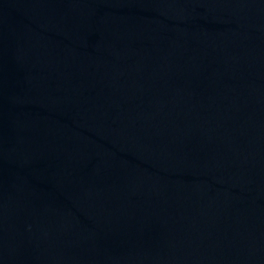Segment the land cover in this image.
<instances>
[{"label":"water","instance_id":"1","mask_svg":"<svg viewBox=\"0 0 264 264\" xmlns=\"http://www.w3.org/2000/svg\"><path fill=\"white\" fill-rule=\"evenodd\" d=\"M0 264H264V0H0Z\"/></svg>","mask_w":264,"mask_h":264}]
</instances>
